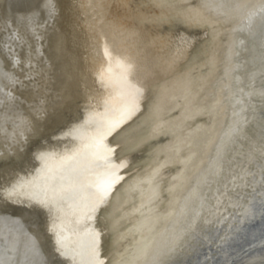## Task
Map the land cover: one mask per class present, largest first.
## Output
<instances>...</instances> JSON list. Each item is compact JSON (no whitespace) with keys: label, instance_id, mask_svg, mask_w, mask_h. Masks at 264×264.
<instances>
[{"label":"bare ground","instance_id":"6f19581e","mask_svg":"<svg viewBox=\"0 0 264 264\" xmlns=\"http://www.w3.org/2000/svg\"><path fill=\"white\" fill-rule=\"evenodd\" d=\"M43 3L0 0V215L42 264H264V0Z\"/></svg>","mask_w":264,"mask_h":264},{"label":"snow or ice","instance_id":"6c2138e0","mask_svg":"<svg viewBox=\"0 0 264 264\" xmlns=\"http://www.w3.org/2000/svg\"><path fill=\"white\" fill-rule=\"evenodd\" d=\"M202 2H206V0H202ZM217 2L222 3L223 0H217ZM43 8L46 10L49 18L54 16L55 8L53 0H44ZM237 82L239 83V77H237ZM238 91L242 92L244 96L239 98L236 103L244 104V100L247 98L248 105H250L253 110H255L257 105L252 103L251 97H264V91L260 90L245 92L243 88H240ZM0 94H3L2 88H0ZM8 95L11 96V93H8ZM0 103H2V101H0ZM216 103L219 104L220 101ZM248 105L245 106V111ZM233 107L235 108V105H233ZM261 107L264 108V101L261 102ZM233 115H238V113L234 111ZM261 115L264 116V112H262ZM5 119L6 117L4 114L0 113V132L3 131V121ZM245 123H247V120ZM240 131H243V129H240ZM181 152L182 149L179 144H177L173 149L172 155L169 156L166 161L161 162L158 167L147 172L146 176L133 186L132 191H136L139 188L141 201L138 206L133 208V213L139 212L143 215V209H147L149 213H154L155 208L153 205L156 204V201L161 199V194L163 192H167L170 210L164 215H173L175 209L171 208V205L175 199V192L181 185L171 183V181L177 180L178 177H166L163 175L162 169L173 161L181 165L185 164V160L180 158ZM261 155L264 156V151L261 152ZM218 174L219 173H217V175ZM120 179H122V177H117L114 182H119ZM166 180L168 181L167 187L164 186ZM142 185H147V187H141ZM160 218V215L156 216L157 220ZM0 264H42V258L34 237L25 230L18 219L3 215H0Z\"/></svg>","mask_w":264,"mask_h":264},{"label":"water","instance_id":"95a60500","mask_svg":"<svg viewBox=\"0 0 264 264\" xmlns=\"http://www.w3.org/2000/svg\"><path fill=\"white\" fill-rule=\"evenodd\" d=\"M200 120V119H199ZM56 137H60V136H56ZM41 158V157H40ZM40 158H39V156H38V153L36 154V156L33 158V162H35L36 164L34 165L35 167H34V173H36L37 174V172H38V170H39V168H40V165H39V163H40ZM38 162V163H37ZM163 198H165L166 197V194H164L163 196H162ZM68 198V197H67ZM168 199H169V197H167L166 199H165V203H164V206L161 208V210L163 209V213L167 210V208L169 207V204H168ZM61 259H62V257H61Z\"/></svg>","mask_w":264,"mask_h":264}]
</instances>
